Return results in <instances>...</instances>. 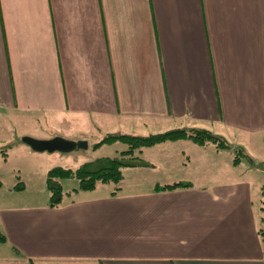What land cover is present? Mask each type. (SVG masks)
I'll return each instance as SVG.
<instances>
[{"label":"crops","instance_id":"obj_1","mask_svg":"<svg viewBox=\"0 0 264 264\" xmlns=\"http://www.w3.org/2000/svg\"><path fill=\"white\" fill-rule=\"evenodd\" d=\"M20 127L87 144V129H205L232 149L142 148L115 194L73 188L54 208L46 185L1 184L0 264H264L249 151L264 146V0H0V149Z\"/></svg>","mask_w":264,"mask_h":264},{"label":"rangeland","instance_id":"obj_2","mask_svg":"<svg viewBox=\"0 0 264 264\" xmlns=\"http://www.w3.org/2000/svg\"><path fill=\"white\" fill-rule=\"evenodd\" d=\"M59 128L57 130L52 128L48 130L47 128L45 130H39L33 127V130L31 128V133L34 136L39 135L43 137H53L54 134L58 135L55 138H60L66 132L64 128H62L63 130ZM96 129H99L98 125H96ZM87 130L88 131L85 132L86 136L84 137L88 139V148L85 150H75L70 153H37L32 151L22 142V139L24 138L22 137L24 134L22 133V127L16 128V132L13 134L5 133L1 135L4 136V141H6V139L12 141L8 145H5L11 147L7 150L6 157L4 158L0 153V182L4 188L2 190L5 191V189H9L17 184H19V186H24L25 184L27 186L26 192L28 195H35L36 197H39L40 192H42L45 188L46 174L50 169L54 167L76 169L81 165L94 161L98 158L113 157L116 152L126 149V146L118 141L106 143L97 149H93V145L102 141L108 134L101 130L102 132L99 134L100 137H97L99 133L98 130ZM253 149H255V152ZM253 149L250 148L249 151L255 153L257 155L255 159L263 163L260 166L253 168L256 172L255 183H257L253 200L256 208V214L258 212V214L261 215V218L264 219V210L261 208L263 207L262 200H264V196L262 195V192L264 191V146L260 142H255ZM244 168H252L251 165L249 166L245 158L243 159V164L241 165V169ZM253 169H251V171ZM62 186L64 191L71 190L73 188H77V183L74 180H66L62 181ZM22 190L23 189L18 191ZM40 199L42 198L40 197ZM261 228L264 230V221L261 223Z\"/></svg>","mask_w":264,"mask_h":264},{"label":"trees","instance_id":"obj_3","mask_svg":"<svg viewBox=\"0 0 264 264\" xmlns=\"http://www.w3.org/2000/svg\"><path fill=\"white\" fill-rule=\"evenodd\" d=\"M180 139L192 140L199 146L211 145L216 149H232V146L223 137L205 129H174L147 136L108 134L102 141L94 144L92 148L97 149L103 144L118 141L124 144L126 149L116 152L113 157L98 158L76 169L54 167L47 172L45 185L50 194L49 207L54 208L62 203V198L65 195L62 188V181L66 180L76 181L77 188L73 191H92L98 185H110L113 188L111 195L115 194L120 189L123 169L147 166L143 160L134 155L135 151L163 142ZM10 148V146H5L0 149V153L4 158L7 155V150ZM234 152V161H237L242 157V150L240 148H234ZM179 187H187V185L177 183L161 187L156 186L154 190L164 191ZM16 189L21 190L23 188L19 186ZM262 195L264 196V191ZM262 204V210H264V200ZM260 235L264 239V230H260Z\"/></svg>","mask_w":264,"mask_h":264},{"label":"water","instance_id":"obj_4","mask_svg":"<svg viewBox=\"0 0 264 264\" xmlns=\"http://www.w3.org/2000/svg\"><path fill=\"white\" fill-rule=\"evenodd\" d=\"M22 142L32 151L37 153H70L79 149H87L85 141H70L63 138H53L50 140H37L25 137Z\"/></svg>","mask_w":264,"mask_h":264}]
</instances>
